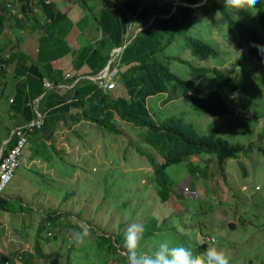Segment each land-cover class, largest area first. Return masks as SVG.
I'll use <instances>...</instances> for the list:
<instances>
[{"label":"rangeland","instance_id":"obj_1","mask_svg":"<svg viewBox=\"0 0 264 264\" xmlns=\"http://www.w3.org/2000/svg\"><path fill=\"white\" fill-rule=\"evenodd\" d=\"M174 1L173 6L180 4L177 5L179 8L181 5L196 6ZM95 3L99 4V0ZM219 5L225 7L223 0H219ZM118 6L124 13L123 18L130 19L136 9H146L148 15L152 13L144 22L150 21L149 24L154 17L155 22L163 23L175 9L173 7L168 15L160 14L167 10L168 0H118ZM89 7L93 9L94 6L89 3ZM226 10L233 20L247 23L260 34V39H264V22L261 23L259 18L257 4L238 13ZM182 17L174 14L173 21ZM196 17L186 36L183 32H173L172 42L162 52L161 47L172 31L160 30L154 55L171 72L183 79L195 80L206 88L214 85L215 72L202 74L197 68L216 69L236 80L240 89L226 95L228 112L211 115L195 110L183 87L172 80L167 81L165 92L149 96L147 103L156 111L155 118H181L191 123L200 135L211 133L229 144L242 146V150L235 158L227 159L223 169H219L214 159L206 165L199 158L184 159L168 166L166 173L176 186L169 199L162 201L151 182L142 179L148 178L151 174L148 169H152L147 157L135 151L143 148V130L136 126L118 121L121 135L101 132L97 126L87 132L86 123L73 135L63 131L62 139L53 144L55 148L48 142L34 148L41 165L23 164L28 146H33L28 140L12 178L3 189V198L10 205H15L14 200L20 197L24 209L22 213L18 212L17 203L11 211L0 209L2 257H8L13 251L32 252L42 216L47 210L57 209L64 215L62 222L70 217L81 229H89L84 239L103 233L112 241L120 231L126 233L130 225H141L148 216H153L158 224L167 218L165 223L180 231V239L192 252L206 238L212 237L215 246L226 253L230 264L264 262V59L251 55L248 42L242 43L241 47L246 50L239 55L241 50H236L235 46L237 32L218 10L212 8L210 18L198 10ZM129 37L132 39L133 36L129 34ZM187 37L202 39L216 50V54L198 58ZM153 47V42L141 44L137 37L128 56L138 59ZM0 55H3L2 51ZM120 58L121 52L115 56L114 64L120 65ZM120 87L114 91L115 95L123 94ZM11 93L8 83L0 84V147L14 124L9 115ZM65 137L70 144L63 141ZM88 144L97 148L88 151ZM150 154L158 158L154 153ZM144 166L149 167L143 169ZM109 172L114 177L109 178ZM177 193H183V196L179 198ZM124 203L126 207H122ZM60 220L53 222L51 227L58 231L57 241L54 242L52 237L45 240L47 233H42L41 240L38 239L41 251L48 258L33 256V263L79 264L64 259L78 229L68 236V243L62 245L61 226H56ZM4 230L9 235H4ZM155 239L151 237L147 242L156 244ZM96 263L100 264L99 261Z\"/></svg>","mask_w":264,"mask_h":264},{"label":"trees","instance_id":"obj_2","mask_svg":"<svg viewBox=\"0 0 264 264\" xmlns=\"http://www.w3.org/2000/svg\"><path fill=\"white\" fill-rule=\"evenodd\" d=\"M101 1L110 11V14L107 15V19H105L106 25L102 24V29L113 34L114 43L121 46L123 45L121 40L122 34L128 30V20L133 24V19L123 18L124 13L118 6V0ZM174 2L176 1L168 0L167 10L160 12V14L168 15L172 8H175L174 12L165 17L166 21L163 23L155 22L156 18L154 17L151 24L139 29L134 36L132 32L128 33L133 37L132 39H130L129 36L126 37V45L121 49V58L119 59L122 67L123 64L128 65L127 69H122V71L120 70V72H118L119 82L122 86L120 88L123 90V94H114V91L118 89L117 87L104 92L99 89L97 84L92 80L80 79L72 86L74 88V99L66 102L63 96L55 94L62 89L54 88L51 90L52 92L45 91V87L42 83L43 71L36 62H32L29 59H27L29 60V62H27L26 57L21 52L19 53L17 51L6 56L0 55V68L2 64L16 61V65H18L16 69L24 73V79L17 84V91L9 103V115L14 123H18L19 121L23 122L33 117V113L31 109H29L30 106L27 105L31 100L42 95L38 102V107L41 109L42 104L50 100L48 114H45L42 126L39 129H35L30 135V138L35 139V141L33 140V143L29 142L33 146H28V161L38 160L39 162V154L33 150L35 147L39 146L40 143H52L51 146L55 148L53 145L56 143L55 132L60 128L61 122L64 123L66 121L65 114L73 107L81 109L80 113L72 116L70 121L68 119L69 122L64 124L68 132L72 133V135L76 132V129L85 126V123L77 124V122L81 120H87L92 123L91 125L85 126L87 132L97 126L100 128L99 130L101 132L104 130L110 133V135H121V124L118 123L120 120L143 130V148L135 149V151L137 154L147 157L146 159L152 171L148 169V171L151 172L150 176L142 179L151 182V185L156 189L157 196L162 201L169 199L171 196L170 193L174 191V186H176L166 173V168L168 166L181 163L184 159L199 158L206 165L212 163L214 159L219 169H223V164L227 159L235 158L236 154L242 150V146L229 144L211 135V133H208V135H200L191 123H186L181 118L175 116L164 117L162 119L158 117L155 118L156 111L149 107L147 98L157 93L165 92L166 85L168 84L167 81L172 80L183 87L185 93L190 97L195 110L211 115L226 114L228 112L226 95L232 94L234 91L240 89L236 80L216 69L197 68L202 74L209 71L215 72V76L213 77L214 85L210 88L197 84L195 80L183 79L171 72L169 67L163 65L165 63L156 59L154 55L158 45L156 36H158L160 30L172 31L167 38L166 44L161 47L162 52L163 48L172 42L173 32H183L186 36L188 29L196 21L198 10H201L202 14H207L208 18H210V11L214 8L234 26L238 39V42L236 41L237 43H235L236 50H246L242 48L241 45L243 42H248V49L251 55L259 59H264L255 47L250 46L253 42L264 45V39H260V34L247 23L233 20L226 8L219 5V0H207V3H204L202 6H197L198 0H177V2L180 3L196 4L195 7L181 5L180 8L177 7V5L180 4L173 6ZM47 3L48 2H45V0H39V4L42 5V8L48 12V14L45 15L52 17L54 8L52 5H47ZM25 7L28 6L17 3L11 4L5 2V0L0 1V36L6 19L9 16L16 15L20 8L21 10L17 14H23L25 12ZM257 10L262 23L264 22V0H259L257 3ZM177 13L181 14L183 17L173 21L174 14L176 15ZM151 14L148 15L146 9H136V13L134 15L132 14V18H134L136 22L144 23L150 19ZM17 17L16 20L19 26L21 25V23H19L20 17ZM109 19H111L112 27ZM140 26L141 25L134 29ZM141 32L143 33L138 36ZM262 36L264 37V31ZM137 37L141 44L153 42L154 47L149 50V53L142 54L138 59L129 58L125 60L124 63H121L123 59L122 56L128 53ZM151 39L153 41H151ZM187 39L193 51L197 53L196 55L198 58L204 59L216 54V50L202 39L191 37H187ZM55 43L58 44L57 42ZM2 50L3 46L0 47V52ZM201 73L199 74L202 75ZM18 75L20 74L16 72L15 77ZM44 92L45 94H43ZM68 136L69 133L67 137ZM67 137L63 138V141L70 144ZM78 138L82 139V136H78ZM102 138L104 142H106L107 139L103 136ZM86 148L90 151L97 147H92L88 144ZM151 152L158 158L151 155ZM38 164L41 165L40 163ZM149 166H144L143 169H147ZM108 176L109 178L114 177L111 172L108 173ZM178 196L181 198L183 194L178 193ZM14 203L15 205L17 203L16 210L22 213L24 207L21 204V198L17 197ZM15 205H10L8 200L3 197L0 198L1 210L11 211L14 209ZM126 206L127 204H122V207ZM63 216L64 215L57 209L47 210L42 216V222L38 227V234L32 252L13 251L8 257H2L0 255V264H36L32 261L33 256L47 259L48 255H45L41 251L38 239L40 238L41 240L42 233H47V235H45V240L48 241V237H52L54 242L57 241V235H59L58 231L55 230L56 227L55 229L51 227L53 222L58 219L60 220ZM60 222L61 223L56 224V226H61L60 229L62 230L63 238L62 245L68 243V236L73 234L75 230L78 229L77 231H82L78 223L70 217L66 218V221L63 222L61 219ZM229 226L232 225L229 224ZM142 227L143 231L141 233L140 246L138 248V252L140 253H153L146 245V243H148L147 240L151 237H155V241L161 243L167 242L170 246H183L188 248L187 244L180 239L181 233L174 225H165V223L158 224L154 217L148 216L147 220L142 222ZM164 231H168V234L161 237ZM124 234V231H120V233L116 234V237L115 235L112 237L111 241V237L101 233V235H94L92 239H84L83 243L79 245L72 243L68 250H66L64 259H66L67 262L73 261L79 264H97L96 262L98 261L100 264H114V262L117 264H127V258L121 255L124 246ZM4 235L7 236L9 234L5 231ZM149 243L154 245L153 242ZM202 253V246H199V248L192 252L193 256L197 258H199ZM15 261H18V263ZM260 264H264V262Z\"/></svg>","mask_w":264,"mask_h":264},{"label":"crops","instance_id":"obj_3","mask_svg":"<svg viewBox=\"0 0 264 264\" xmlns=\"http://www.w3.org/2000/svg\"><path fill=\"white\" fill-rule=\"evenodd\" d=\"M5 2L28 7H25L23 14H17L21 8L16 13L20 17L19 23L21 25L18 26L16 15L6 19L0 36L3 56L14 51L21 52L26 60L36 62L40 66L43 71L42 82L49 80L54 83H66L69 81V79H65L67 73L85 78L87 75L104 68L111 58V52L116 44L113 40V34L102 29V24L106 25L105 19H107L110 11L101 0H99V4H96L95 0H45L48 2L47 5H52L54 8L52 17L45 15L48 12L42 8L39 0H5ZM89 3L94 6L93 9L89 7ZM109 20L112 27L111 19ZM139 25L142 23L136 22L134 18L133 24L128 20V30L121 37L123 44L126 42V37L129 36L128 33L134 34L137 30L134 28ZM9 29L18 30V32ZM122 58L121 63H124L125 60L132 57L125 53ZM14 62L2 64L0 68V78H3L0 84L8 83L12 92L11 96L8 97V103L11 102L17 91V84L24 79V73L16 69L18 65H16V61ZM118 67H121L120 70L122 71V69H127L128 65L123 64V67L122 65H118ZM16 72L20 74L17 77H15ZM120 85L118 82L117 88ZM51 90L45 89L47 92H52ZM73 91L74 88H67L56 93L53 92L58 96H63L64 101L69 102L74 99ZM49 102L50 100L43 103L42 109L40 108L44 115L48 114ZM80 110L73 107L65 114L66 121L61 122L60 128L55 132L56 142L62 139L63 131H68L64 124H67L72 116L79 114ZM80 123L92 124L87 120L77 122V124ZM28 140H30L29 142L35 141L30 137ZM28 153L29 151L23 157V164L27 162L29 166L38 164V160L28 161Z\"/></svg>","mask_w":264,"mask_h":264},{"label":"clouds","instance_id":"obj_4","mask_svg":"<svg viewBox=\"0 0 264 264\" xmlns=\"http://www.w3.org/2000/svg\"><path fill=\"white\" fill-rule=\"evenodd\" d=\"M258 2H259V0H223V3L225 5L226 9H231L235 13H238L242 10H247L249 8H253L256 6V4ZM204 3H207V0H198L197 6H202ZM149 23H144L142 26L138 27L137 30L135 31V33L139 29L146 27ZM134 34H133V36H134ZM250 46L255 47L257 49L258 53L261 55V57H264V45L256 44L253 42ZM115 47H118V45H116ZM123 47H124V45H123ZM239 55H241V56L243 55V50H241ZM109 60H108V62H109ZM108 62L106 64V66L108 65ZM113 66H114V64H113ZM117 68H118L117 69L118 71H117L116 78H115L116 85L112 89H115L117 87V83L119 82V73L118 72H120V69L118 67V64H117ZM97 72H95L91 75H87V76H92V75L96 74ZM67 74H70V73H67ZM70 75H71V77H68V78L65 77V79H69V81L66 83H54V82H52V83H54L56 85L57 84L67 85L69 87L65 86L62 88V89H67V88H73L72 86H74L78 80L87 79L86 78L87 76L85 78H81L77 75H72V74H70ZM54 88H56V87H54ZM54 88H49V89H54ZM45 89H48V88H45ZM112 89H104V90L102 89V91L106 92V91H109ZM40 97H41V95L38 98H36L38 100V102H39ZM28 106H30V105H28ZM29 109H31V107H29ZM38 110L43 114V119H42V124H43L45 115L39 107H38ZM31 111H32V109H31ZM26 121H28V120H26ZM26 121H23V122H26ZM23 122H21V123H23ZM21 123H18V124H21ZM18 124H14L13 126L18 125ZM8 135H9V133H8ZM3 189H2V192L0 195V198L3 197ZM181 194H183V193H181ZM177 195H178V193H177ZM166 219L163 220L160 224L165 223ZM156 221H157V219H156ZM165 225H167V224L165 223ZM142 231H143L142 224L141 225H130L129 228L126 230V233L124 234L125 235V238L123 240L124 246H123V250L121 251V255H123L127 258V264H230L229 258L227 257L226 253L223 250L218 249L215 246L216 245L215 238H212V237L206 238V241L203 244L199 245V246H202V248H203V253L200 256L203 258H197V257L193 256L192 252L188 248H185L183 246H170L167 242L161 243V242H157V241H156L157 243L154 245H151L152 243L150 244L149 242L146 243L147 248L149 250L153 251L152 254L140 253V252H138V248L140 246ZM88 232H89V229L86 227L83 228L82 231H76L74 233V236H73L71 242L75 243L76 245L83 243L84 237L86 235H88ZM167 234H168V231H164V233L161 234V237H163Z\"/></svg>","mask_w":264,"mask_h":264},{"label":"built area","instance_id":"obj_5","mask_svg":"<svg viewBox=\"0 0 264 264\" xmlns=\"http://www.w3.org/2000/svg\"><path fill=\"white\" fill-rule=\"evenodd\" d=\"M123 45L125 46L126 42ZM123 45L113 48L111 52V58L105 68L99 70L96 74L92 76H87L86 78L95 82L97 86L103 90L114 88L116 85L115 78L118 71V63L114 64V59L115 56L123 48ZM65 77L68 78L71 77V75L66 74ZM43 86L48 89L54 87L62 89L67 85H56L50 82L49 80H44ZM28 105H30L32 109L33 117L26 122L13 126L9 130L8 138L0 147V195L2 189L12 178L14 174V169L17 167L18 160L21 157L22 150L26 146L31 133L42 125L43 114L38 110V100H31L30 102H28ZM9 143L11 144L7 146Z\"/></svg>","mask_w":264,"mask_h":264}]
</instances>
